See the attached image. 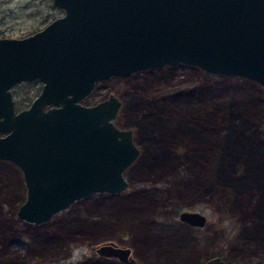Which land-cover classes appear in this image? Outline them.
I'll list each match as a JSON object with an SVG mask.
<instances>
[{"label":"water","instance_id":"1","mask_svg":"<svg viewBox=\"0 0 264 264\" xmlns=\"http://www.w3.org/2000/svg\"><path fill=\"white\" fill-rule=\"evenodd\" d=\"M64 11L28 36L0 37V159L22 171L26 198L16 215L42 224L76 200L120 193L140 155L134 129L115 121V94L83 103L98 82L186 65L240 77L264 90V0H52ZM39 78L41 93L16 111L12 87ZM197 226L207 216L180 211ZM92 255L137 264L129 246L91 245ZM200 264L238 263L214 255Z\"/></svg>","mask_w":264,"mask_h":264},{"label":"rangeland","instance_id":"2","mask_svg":"<svg viewBox=\"0 0 264 264\" xmlns=\"http://www.w3.org/2000/svg\"><path fill=\"white\" fill-rule=\"evenodd\" d=\"M63 15V10L52 6V0H0V37L28 36ZM202 74L204 72L200 69L178 65L172 70L165 67L162 70L141 71L127 79L113 77L98 82L95 90L83 103L93 105L108 98L110 94L118 96L122 100V108L117 116L120 122L115 121L121 127L134 129L136 143L142 149L138 158L140 159L147 157L145 150L149 142L138 138L136 122L140 119L139 107H149L152 97L166 89L164 87L166 82L174 88L181 87L193 82ZM41 85L42 82H36L16 86L14 92L19 104L21 106L29 104L38 94ZM240 85L247 84L242 82ZM142 167L143 164L136 161L127 169L126 178L130 183L133 182V185L127 187L125 191L118 194L98 192L79 199L55 214L43 230L38 231L40 227L32 223L31 226L24 228L19 225L16 235L0 234V255L8 248L15 253L27 255L24 264H122L116 258L92 255L90 252L91 245L113 240L131 247L137 264H176L180 255H183L182 258L187 257L188 262L193 261L192 263L196 264L216 253L233 258L237 262L244 260L246 255L245 260L249 264H264V248L259 250L260 247H264V239L263 243L256 241L255 245H252L248 240V229L245 226H242L240 233L235 234L237 223L233 224L234 222L228 219L222 221L224 216L211 203L206 206L207 208H203L200 203L180 208L201 210L206 213L208 221L204 227H194L179 219L172 207L178 198H174L172 194L166 196L169 204L166 214L153 209L147 217L137 218L143 213H148L146 206L139 210L144 191L163 187L170 179V176L158 178L153 175L140 178L141 174L138 173ZM17 169L19 171L16 177L21 179L17 191L25 199L26 188L22 171L19 167ZM3 173L10 182L13 173L4 170ZM133 206L136 207L133 209ZM8 208L7 203L3 205V212L17 219L16 213L11 215ZM134 211L141 214L137 216ZM19 222L23 224L25 221ZM57 228L63 230L64 234L59 238L54 232ZM22 232L24 236H20ZM41 232L42 241L37 239ZM253 247L259 251L249 252ZM235 251H239L240 254H234Z\"/></svg>","mask_w":264,"mask_h":264},{"label":"trees","instance_id":"3","mask_svg":"<svg viewBox=\"0 0 264 264\" xmlns=\"http://www.w3.org/2000/svg\"><path fill=\"white\" fill-rule=\"evenodd\" d=\"M165 67L172 70L176 66ZM242 82L247 85H240ZM164 85L166 89L152 97L149 107H139L138 138L149 144L145 150L147 157H141L137 162L143 164L138 173L140 178L153 175L158 178L170 176V179L163 187L144 191L139 210L146 206L148 213L134 211L137 216L141 214L137 218L147 217L153 209L166 214L169 208L166 196L172 194L178 198L172 205L175 213L181 207L200 203L205 208L211 203L224 216L222 221L228 219L237 223L235 234L245 226L252 245L256 241L263 243V88L248 79L206 72L181 87L174 88L169 82ZM116 120L120 122L118 117ZM0 167V234L16 235L19 225L24 228L32 223L20 224V219L3 212V205L7 203L11 215L15 214L24 197L17 191L21 182L16 177L17 167L8 160H2ZM3 170L13 173L11 183ZM49 222L36 224L40 227L38 231ZM59 228L54 230L57 238L63 234ZM24 235L20 233V236ZM41 235L43 233L37 239L42 241ZM259 250L253 247L249 252ZM237 253L240 254L234 252ZM182 256L176 264H190L188 258ZM26 257L7 248L0 255V264H24Z\"/></svg>","mask_w":264,"mask_h":264},{"label":"flooded vegetation","instance_id":"4","mask_svg":"<svg viewBox=\"0 0 264 264\" xmlns=\"http://www.w3.org/2000/svg\"><path fill=\"white\" fill-rule=\"evenodd\" d=\"M39 83V82H41L40 81V79L39 78H37V79H33V80H31V81H23V82H21V83H18V84H16L15 86H13L12 87V93H13V97H14V99H15V102H16V111L18 112V111H20V110H22V109H26V108H28L31 104H32V102L35 100V98L41 93V91H42V87H43V82H42V85H41V88H40V90H39V92H38V94L33 98V100L31 101V102H29V104H27L26 106H21L20 104H19V101L16 99V97H15V92H14V88L16 87V86H18V85H22V84H34V83ZM18 108H20V109H18ZM118 116V115H117ZM117 118V117H116ZM116 120V119H115ZM118 122V121H117ZM119 123V122H118ZM0 135H3V133L0 131ZM134 135H135V131H134ZM136 140V139H135ZM140 147V146H139ZM141 147H140V153H141ZM139 158V157H138ZM138 158H137V160H138ZM136 160V161H137ZM2 161V159H0V162ZM135 161V162H136ZM12 162V161H11ZM134 162V163H135ZM12 163H14V162H12ZM133 163V164H134ZM15 164V163H14ZM132 164V165H133ZM16 165V164H15ZM131 165V166H132ZM17 167H19L18 165H16ZM130 166V167H131ZM20 168V167H19ZM21 170V169H20ZM23 175V174H22ZM23 180H24V178H23ZM24 185H25V182H24ZM132 184L129 182V185H128V187L129 186H131ZM25 188H26V192H27V187H26V185H25ZM1 189V188H0ZM126 190V189H125ZM124 190V191H125ZM123 192V191H122ZM98 193V192H97ZM107 193V192H106ZM121 193V192H120ZM112 194V193H111ZM116 194V193H115ZM86 198V197H85ZM25 199H23V201H24ZM22 201V202H23ZM77 201V200H76ZM21 202V203H22ZM74 203V202H73ZM72 203V204H73ZM19 205H20V203L18 204V206L16 207V212H17V209H18V207H19ZM65 210V209H64ZM184 210V209H183ZM180 211H182L181 209L180 210H178L176 213L178 214V217H179V213H180ZM199 211H201V210H199ZM15 212V213H16ZM202 212V211H201ZM204 213V212H203ZM206 216H207V214L206 213H204ZM16 217H17V215H16ZM18 218V217H17ZM19 219V218H18ZM179 219H180V217H179ZM21 220V219H20ZM181 220V219H180ZM181 221H183V220H181ZM207 221H208V217H207V220H206V223H205V225L207 224ZM183 222H185V223H187V224H189V225H192V226H194V227H204L205 225H203V226H197V225H193V224H191V223H188V222H186V221H183ZM133 253V252H132ZM214 255H220V256H222L223 258H226V257H224L223 256V254H220V253H216V254H213V255H210L209 257H207V259L208 258H210V257H212V256H214ZM102 257H105V256H102ZM111 258H116V257H111ZM117 259V258H116ZM206 259V260H207ZM230 259V258H229ZM206 260H204V261H202V262H205ZM232 260L233 261H235L233 258H232ZM120 261V260H119ZM243 261H245V259L244 260H241V261H238V263H240V262H243ZM122 264H126V263H124V262H122V261H120ZM193 262V261H192ZM191 261H189V263L190 264H193ZM202 262H198V263H196V264H200V263H202ZM248 264H249V262H248Z\"/></svg>","mask_w":264,"mask_h":264}]
</instances>
